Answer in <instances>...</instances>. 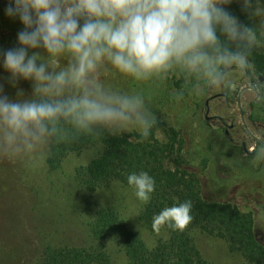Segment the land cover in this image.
Instances as JSON below:
<instances>
[{
    "label": "clouds",
    "instance_id": "9594fccd",
    "mask_svg": "<svg viewBox=\"0 0 264 264\" xmlns=\"http://www.w3.org/2000/svg\"><path fill=\"white\" fill-rule=\"evenodd\" d=\"M232 2L10 0L5 14L23 28L18 46L0 51V66L13 87L31 82L32 92L17 89L12 100L0 87V155L24 157L53 139L97 131L135 129L147 138L156 117L142 91L114 87L106 73L138 82L175 75L196 91L226 84L234 70L248 69L257 44L254 27L227 10ZM239 3L249 17H264V0ZM127 184L142 202L155 188L143 171L129 174ZM191 208V201L163 208L152 228L183 230Z\"/></svg>",
    "mask_w": 264,
    "mask_h": 264
},
{
    "label": "rangeland",
    "instance_id": "374dc122",
    "mask_svg": "<svg viewBox=\"0 0 264 264\" xmlns=\"http://www.w3.org/2000/svg\"><path fill=\"white\" fill-rule=\"evenodd\" d=\"M227 10L240 22L246 17L264 38V17H249L239 0ZM15 20L5 16L0 21V51L18 46L23 25ZM104 78L119 89L142 91L156 117V138L166 142L170 128L179 133V153L188 171L197 175L203 199L230 203L252 214L256 237L264 243V79L258 88L257 76L234 70L226 84L196 91L191 82L175 75L138 82L108 72ZM0 87L12 100L17 89L25 97L32 92L31 82L18 81L13 87L2 66ZM133 133L139 134L135 129L125 132ZM47 145L24 157L0 155V264H40L47 244L91 247L88 225L102 207L115 208L149 248L166 237L162 226L152 233L140 222L148 201L138 200L130 186L116 182L94 193L81 186L76 171L95 159L100 147L68 155L53 172L46 164ZM193 237L211 264H246L223 240L200 232ZM105 248L115 264H126L117 241L108 239Z\"/></svg>",
    "mask_w": 264,
    "mask_h": 264
},
{
    "label": "trees",
    "instance_id": "16d2710c",
    "mask_svg": "<svg viewBox=\"0 0 264 264\" xmlns=\"http://www.w3.org/2000/svg\"><path fill=\"white\" fill-rule=\"evenodd\" d=\"M240 20L253 26L244 16ZM248 60L246 74L264 79V38L259 32ZM156 128L153 126L147 138L138 133L111 135L97 131L53 139L47 145V167L57 171L68 155L100 147V154L76 171L82 187L94 193L116 182L129 186V174L147 172L154 179L155 188L139 217L143 226L155 233L153 216L165 207L184 201H191L192 205L189 224L183 230L161 225L166 237L149 248L115 208L102 207L88 225L93 240L91 247L47 244L42 248L40 264H115L105 248L108 239L120 244L126 264H211L199 253L193 237L195 232L223 240L229 252L239 254L246 264L264 263V243L256 237L252 214L230 203L204 200L197 175L188 171L179 153L182 151L179 133L170 128L168 140L161 142L156 138Z\"/></svg>",
    "mask_w": 264,
    "mask_h": 264
},
{
    "label": "flooded vegetation",
    "instance_id": "af4514ba",
    "mask_svg": "<svg viewBox=\"0 0 264 264\" xmlns=\"http://www.w3.org/2000/svg\"><path fill=\"white\" fill-rule=\"evenodd\" d=\"M10 5V0H0V21H1V19L2 18H4L5 16H7L6 14H5V9L8 7ZM16 21V23L17 22H20L18 19H16L15 20ZM245 72V71H244ZM246 73V72H245ZM263 82V80H260V78H259V80H258V82H257V87L258 88H261V83ZM225 134L227 135V132H225Z\"/></svg>",
    "mask_w": 264,
    "mask_h": 264
},
{
    "label": "water",
    "instance_id": "95a60500",
    "mask_svg": "<svg viewBox=\"0 0 264 264\" xmlns=\"http://www.w3.org/2000/svg\"><path fill=\"white\" fill-rule=\"evenodd\" d=\"M260 80H263V78L262 77H260ZM208 119V118H207Z\"/></svg>",
    "mask_w": 264,
    "mask_h": 264
}]
</instances>
